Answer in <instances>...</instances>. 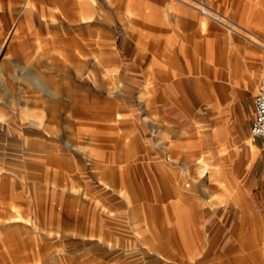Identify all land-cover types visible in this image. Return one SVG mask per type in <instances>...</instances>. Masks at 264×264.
I'll return each mask as SVG.
<instances>
[{
  "label": "rangeland",
  "instance_id": "374dc122",
  "mask_svg": "<svg viewBox=\"0 0 264 264\" xmlns=\"http://www.w3.org/2000/svg\"><path fill=\"white\" fill-rule=\"evenodd\" d=\"M182 2L199 13L204 4ZM208 9L213 17L229 21ZM15 10L13 3L0 0V166L23 189L25 205L19 213L30 226L28 231L38 235L48 229L49 222H71L74 237L104 241L109 253L123 246L145 248L148 238L153 251L168 246L189 258L194 250L208 245L205 238L223 236L224 228L216 223L196 222L200 210L196 207L198 200L200 206L212 202L230 180L225 176L230 172L226 174V167L232 165L229 153L235 147L227 149L229 137L223 124L226 121L230 137L245 140L248 112L244 92H234L232 103L221 107L225 120L220 125L223 128L218 125L220 142L214 147L206 131L201 129L199 134L193 121L167 98H138L145 84L149 90L159 92L160 88L150 71L146 83L144 80V59L152 51H145L144 45L137 49L126 29L112 34L119 63L116 73L111 60L97 64L102 52L91 42V33H86L90 41H81L78 47L71 36L55 34L54 42L62 43L64 36L62 44L68 49L55 43L54 61L48 66L45 50L33 52L28 45L24 52L8 49L10 39L4 35L17 25ZM186 53L192 63L194 52ZM168 64V75L173 73L170 78H174L179 70L177 59ZM223 70L218 68V72ZM184 71L176 79L181 80L182 91L186 90L185 79L196 78L185 67ZM176 85L169 90L179 91ZM187 87L194 92L195 83L188 82ZM171 98L173 103L179 101ZM188 101L193 102L192 98ZM200 105L192 109L197 112ZM198 158L217 165L218 176H197L198 168L207 164L194 163ZM6 182L0 183V192L10 183ZM226 212L229 214V206ZM6 214L0 211V218ZM134 234L148 236L136 243ZM105 253L111 262L112 255ZM87 260L94 264L91 254Z\"/></svg>",
  "mask_w": 264,
  "mask_h": 264
},
{
  "label": "crops",
  "instance_id": "0c3cea01",
  "mask_svg": "<svg viewBox=\"0 0 264 264\" xmlns=\"http://www.w3.org/2000/svg\"><path fill=\"white\" fill-rule=\"evenodd\" d=\"M8 1L16 6L17 12L16 27L4 35L9 36L8 49L12 51L24 52L26 45L31 46L33 52L45 50L44 60L51 66L52 52L57 50L55 43L59 47L62 45V50L68 49L62 44L66 39L64 36L62 43L54 42L55 34L71 36L70 41H75L78 47L81 41H90L88 35L91 33L94 40L91 42L102 52L97 64L111 60L116 73L119 63L112 34L123 28L135 41L137 49L144 45L145 51H152L150 57L146 55L144 59L145 83L149 71L153 82L159 83V92L149 90L145 84L146 88L139 92L138 98L140 95L144 99L167 98L193 121L199 134L201 129L206 131L207 139L214 147L220 142L218 125L225 120L221 107L232 103L236 91L244 92L248 120L246 137L242 141L230 137L232 134L226 130V121L224 128L220 126L229 137L225 140L227 149L235 147L229 153L232 165L226 167V174L230 172L225 176L230 180L226 179L221 193L212 202L200 206L198 200L196 208L200 210L195 215L199 216L196 222L216 223L218 228H224L225 234L205 238L203 242L209 246L194 250L190 258L168 246L153 251V246L147 244L148 238L144 239L145 248L142 245L123 246L109 253L104 241L74 237L71 222H49L43 233H30V226L22 222L23 215L19 213L25 205L23 189L16 178L5 175L0 166V183L10 182H6L8 186L0 192V211L7 212L3 219L0 218V264H89L90 254L95 259L94 264H264V140L250 136L254 97L264 72V48L260 45L264 44V0H187L204 3L198 9L200 13L183 0ZM205 4L229 21L213 17ZM207 20H214L227 31ZM236 25L247 36L242 35ZM201 27L206 30L202 31ZM190 51L194 52L192 63L189 62L191 55L186 53ZM106 52L108 58L104 57ZM175 59L179 70L177 76L170 78L174 74L168 75V62ZM184 67L188 74L195 73L196 78L193 81L185 79L186 90L182 91L178 84L181 80L176 79L184 75ZM219 67L224 68L223 72H218ZM163 80L167 83H162ZM188 82L195 83L194 92L187 89ZM175 84L179 91L169 90L168 87ZM173 96L179 98L177 103L171 101ZM191 98L192 103L188 101ZM198 103L201 105L195 112L192 107ZM181 128L178 125L179 131ZM45 132L50 133L49 129ZM221 145L225 143L221 142ZM193 162L207 163L211 169V174H206L207 164L203 165V169L198 168L197 176L208 175L211 179L220 173L211 161L198 158ZM228 206L229 214L226 212ZM11 219L18 222H9ZM145 226L147 228V224ZM147 236L134 234L132 240L139 243ZM193 242L196 243V236H193ZM105 252L112 255L111 262L106 260Z\"/></svg>",
  "mask_w": 264,
  "mask_h": 264
},
{
  "label": "built area",
  "instance_id": "2783aa9c",
  "mask_svg": "<svg viewBox=\"0 0 264 264\" xmlns=\"http://www.w3.org/2000/svg\"><path fill=\"white\" fill-rule=\"evenodd\" d=\"M253 108L254 117L250 128V136L264 140V72L254 97Z\"/></svg>",
  "mask_w": 264,
  "mask_h": 264
}]
</instances>
